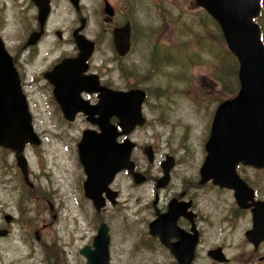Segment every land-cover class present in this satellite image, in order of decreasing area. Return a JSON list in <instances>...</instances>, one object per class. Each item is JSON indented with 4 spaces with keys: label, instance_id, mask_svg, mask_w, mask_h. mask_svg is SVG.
Segmentation results:
<instances>
[{
    "label": "rangeland",
    "instance_id": "obj_1",
    "mask_svg": "<svg viewBox=\"0 0 264 264\" xmlns=\"http://www.w3.org/2000/svg\"><path fill=\"white\" fill-rule=\"evenodd\" d=\"M109 1L121 5L117 14L119 21L129 19L140 35L135 37L132 48L125 56L117 57L112 48L107 30L109 25L102 19V0H82V16L87 19L86 36L95 39L103 53L95 56L93 62L111 70L112 86L119 89L143 88L149 94L143 109L147 123L131 134V140L140 147L134 154V160L139 163V168L146 167L148 159L142 147L148 144L156 149L158 157L171 151L182 162L176 169L178 173L170 190L182 188L184 178L195 190L203 127L208 113L220 101L236 93L239 84L235 79L237 61L227 49L218 24L195 0ZM25 6L14 9L10 3L11 9L2 12L4 26L1 35L11 55L15 54L13 48L23 42L33 28L34 17L30 15L31 11L25 10ZM54 12L47 23L45 41L43 39L32 53L20 52L28 73L38 72L53 61L60 50L68 48L67 42H64L68 31L72 25H78L75 12L66 0L55 2ZM257 22L264 23V14L261 19L258 17ZM55 29L63 31L61 41L54 35ZM45 43L52 49L57 48V52L50 54L46 60L41 53ZM32 60L33 66H30L27 61ZM32 86V89L28 88L29 101L37 102L32 106V115L43 140L39 148L33 146L28 151V157L35 185L44 190L46 225L41 237L46 245L44 263L29 260L20 263L19 260L32 251L40 257L41 243L32 238V248L27 249L18 243V239L9 237L0 239V264H84L85 257L78 254V250L85 244H91L101 220L96 216V221H92L95 215L82 200L78 189L84 172L77 160L76 143L89 124L83 115L77 116L74 123H68L58 111L52 113L45 97L37 91H34L35 94L32 92L36 84ZM12 160L11 154L0 150V202L7 205L4 209L9 212L14 210L13 205L18 199L16 192L21 187L15 175L16 169L8 165ZM5 162L7 168L4 167ZM147 171L156 175V163L148 166ZM247 174L249 178L253 177L252 170L249 169ZM260 176H263L260 185L264 189V174ZM126 183L123 196L128 200L122 203V208L101 213L110 227L112 264H141L142 253L134 247V240L142 230L144 219L149 216L145 200L150 199L153 185L151 182L137 185L130 179ZM74 197L79 198L81 209H77ZM49 201L55 206L52 211L47 207ZM38 202L34 196L30 198V203ZM209 206L215 212L216 206L211 203ZM39 219L37 222H41ZM207 234L208 239L213 240L209 236L210 229ZM234 236V228L225 227L226 243L232 242ZM124 248H127L126 254L123 253ZM197 264L203 263L198 261Z\"/></svg>",
    "mask_w": 264,
    "mask_h": 264
},
{
    "label": "flooded vegetation",
    "instance_id": "obj_2",
    "mask_svg": "<svg viewBox=\"0 0 264 264\" xmlns=\"http://www.w3.org/2000/svg\"><path fill=\"white\" fill-rule=\"evenodd\" d=\"M39 1H41L40 3H42L44 9V0ZM66 1L75 12V18L78 19V25L71 26L68 31L67 39L64 41L67 42L68 48L60 50L56 57L53 58V61H50L46 67L43 66V68L36 73H28L26 67H24V61L22 60L20 52L27 51L32 53L34 49H37L38 44L43 39L45 41L48 32L47 23L49 22L50 17L55 13L54 4L55 2H58V0H47L48 14L44 21H39L38 19L40 7L36 4L35 0H0V38L4 44L5 41L1 35V30L4 26L1 21L2 12H7L11 7L17 9L18 6L26 5L25 10L31 11L30 15L34 17L32 24L33 28L29 30L26 39H23V42L13 48L15 54L13 52V55H10L13 60V66L18 75L21 91L25 95L28 109L31 114L33 129L40 136L41 141L43 140V134L34 124L32 115V106L37 105V102L32 101V103H30L29 101L30 97L28 88L32 89V85L36 84V89L32 92L34 93V91H37V94L45 97V101L48 104L47 106L52 108V113L54 110L58 111L66 122L74 123L77 116L83 115L85 122L89 124V127H85L82 132L86 129L96 132H99L100 130L97 124L89 120L88 115L82 111H77L71 120L65 118L58 102L54 98V84L49 80V77L54 81L60 77L70 80L71 73L74 74L75 71H79L81 72V75L87 79L86 82H88L89 79L91 86L96 85L100 88L114 91H127L131 89V87L126 89L113 87L110 78L111 70L105 69V67L102 66L103 64L98 65L93 62L95 56L102 55L103 53L100 49L99 43H97L95 39L86 36L88 26L86 17L82 16V0H78L77 4H73L71 0ZM10 3L11 7H9ZM120 8H122L121 5L112 4L109 0H102V19L109 25L107 30H109L112 48L117 57L125 56L130 51V48H132L135 42V37L139 38L138 36H140L135 32L129 19L124 21L121 20V22L119 21L117 14L120 12ZM81 21H83V27L78 30ZM126 26H128V28ZM33 32H39L40 34L34 43H28L30 35ZM75 34L78 36H84L92 41L90 54L82 64L84 65L83 70H81L82 65L76 66L74 63L81 50ZM116 34L121 37L129 34L130 45L127 52H118L115 43ZM54 35H56L59 41L63 39V31L61 29H55ZM124 41L125 39H120L121 47H124ZM56 52L57 48L52 49L51 46L48 47L47 43H45L41 53L44 60H46L50 54ZM33 61L34 60L27 61V63H29L30 66H33ZM103 61L105 60L103 59ZM70 66L74 69L72 67L70 68ZM39 81H42V83L38 84ZM86 82H83L82 86L88 88L90 85ZM65 85L66 84L62 87H65ZM46 94H48L47 96L49 97L44 96ZM79 94L82 99L86 100L91 106L99 102L100 91L90 92L87 89H82ZM148 98L149 94H144L141 103V114L144 119L142 125L135 126V128L127 134H118L115 139L117 144L122 143L125 139H128L133 143L130 150V160L133 162L132 170L124 167L113 175L112 179L106 184L107 191L101 193L102 205L99 209H96L92 198L85 196L83 188V182L86 178L85 173H83L84 177L81 178L78 187L82 194V200L90 207L95 215L92 221H96L95 217L99 216V219H101L99 224L105 223L108 227L109 264H112V239L108 220L102 216L101 212L122 208V203L128 200V197L124 198L123 196V190L126 188V180L128 179H130V181L132 180V182L137 185L146 182H151L153 185L150 199L145 200V206L149 207V216L144 219L142 230L134 240V247L139 249L142 253V258L140 260L141 264H197L198 261H201L203 264H264V189L260 185V181L263 178L260 174H264V166L256 167L242 162L237 163L234 168L237 175L235 182L237 181L239 185L237 191L233 187L221 185L219 182H216L213 177L203 180L201 168L203 167L208 154L206 143L210 137L211 123L216 110V107L214 106V111L212 110L210 114L208 113L207 115L206 123L203 127L204 132L200 138L199 146L201 154L197 161L198 179H195L194 181L197 187L195 190H192L189 187L190 184L184 178L183 187L180 189L174 188L171 189L173 190L171 191L170 187L173 183L174 176L178 173L176 169L181 166L182 162L176 154L170 151L164 152L158 157L156 149L148 144L147 146L142 147V151L148 159L146 167L144 169L139 168V163L134 160V154L140 149V147L136 142L131 140V134L133 131L144 127L147 123V118L143 114V109ZM46 111L49 110L47 109ZM93 117L97 118L98 114H94ZM109 122L116 126L117 132L121 130V127L118 125V118L115 115L109 117ZM33 146L34 145L30 143H26L23 149V154L27 161V180H25L21 169L17 165L15 152L8 148L0 147V150L11 154V157H13L12 162L8 165L12 166V169H16L15 175L21 185L19 191L16 192L18 199L16 200V204L13 205L14 210H12V212L5 210L4 207H7V205L0 202V231L5 232L4 234H0V239L13 237L18 239V243L27 249L32 248V238L41 243L40 257L35 256L32 251L29 255L20 259V263L26 262V260H29L30 262L37 261L39 263H44V251L46 249L44 240L41 241L46 225L44 224V190L41 186L35 185V175L31 171L28 157V151L33 148ZM187 151L185 152L187 153ZM193 151L195 154L194 149ZM76 156L79 161L78 153ZM153 157L155 158L154 160ZM155 163L158 167V171H156L157 174H149L147 167H151L152 165H155ZM8 165H6L5 162L4 167L7 168ZM249 169L253 171V177L250 178L247 174ZM135 173H138L139 177L142 178L140 181H135ZM254 180H256V182ZM143 189L145 190V187ZM33 196L35 199L39 200L38 203H30V198ZM74 200L76 201L75 205L77 209H81L79 198L77 199L74 197ZM210 203L211 205L216 206L215 212L210 208ZM47 207L52 211L55 206L49 201V206L47 205ZM38 217H40L39 220L41 222H37ZM52 217L55 218L56 216L52 215ZM156 220V231L155 233H151L150 223ZM38 224L40 225L37 226ZM92 225H95V223H92ZM225 227H229L230 229L234 228L235 230L234 239L230 243H226L224 238ZM209 229L211 230L209 236L213 240L208 239L207 231ZM84 246H89L91 249L92 242L91 244H85L80 247L78 254H81L80 250ZM126 250L127 248H124L123 253L126 254ZM213 253H217L218 257H213ZM84 264H86V258Z\"/></svg>",
    "mask_w": 264,
    "mask_h": 264
},
{
    "label": "water",
    "instance_id": "obj_3",
    "mask_svg": "<svg viewBox=\"0 0 264 264\" xmlns=\"http://www.w3.org/2000/svg\"><path fill=\"white\" fill-rule=\"evenodd\" d=\"M35 1L40 7L38 19L44 21L47 0H44V9L41 1ZM71 1L77 4L78 0ZM260 1L195 0L219 24L228 49L237 58L239 82L236 95L221 101L216 107L201 175L203 180L213 177L216 182L233 187L236 191L239 187L235 182L237 175L234 168L237 163L264 166V43L260 28L253 20L260 12ZM82 27L83 21L78 30ZM39 34L31 33L28 43H34ZM75 37L81 50L74 63L79 66L89 56L92 43L81 35L75 34ZM121 38L125 39L124 47L120 46ZM115 43L118 52L125 53L129 47V34L124 37L116 34ZM49 80L54 84L53 95L65 118L71 120L77 111H82L100 130H84L77 143L78 158L86 176L84 193L86 197L92 198L96 209H99L102 205L101 193L107 191L106 184L113 175L124 167L132 170L130 150L133 143L125 139L117 144L115 139L118 134H127L135 126L142 125L144 119L140 106L145 92L142 89L114 91L91 86L89 79L86 82L87 79L79 71L71 73L70 80L63 77L55 81L49 77ZM83 82L90 86H82ZM64 84L65 87H62ZM82 89L100 91L99 102L89 105L79 94ZM94 114H98V117L94 118ZM112 115L118 118L121 127L119 132L109 122ZM26 143L38 145L40 139L33 131L13 60L0 39V146L15 152L17 165L25 180L28 179L27 161L23 154ZM134 178L135 181L142 179L138 173L134 174ZM156 227L157 220L150 223L151 233H155ZM4 233L0 231V234ZM108 243V227L100 223L93 237L92 248L84 246L80 250L86 258V264H109ZM212 255L218 257L217 253Z\"/></svg>",
    "mask_w": 264,
    "mask_h": 264
},
{
    "label": "trees",
    "instance_id": "obj_4",
    "mask_svg": "<svg viewBox=\"0 0 264 264\" xmlns=\"http://www.w3.org/2000/svg\"><path fill=\"white\" fill-rule=\"evenodd\" d=\"M263 14H264V0H262V2H261V11H260V14H259V18L260 19L262 18ZM259 26H260V29H261L262 40L264 41V23L263 22H262V24L260 23ZM235 79H237V78L235 77ZM236 82H237V80H236Z\"/></svg>",
    "mask_w": 264,
    "mask_h": 264
}]
</instances>
